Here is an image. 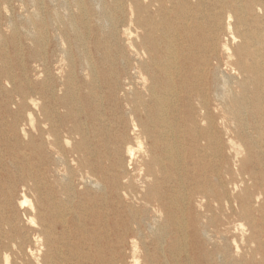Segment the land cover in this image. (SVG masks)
<instances>
[{"label": "bare ground", "instance_id": "obj_1", "mask_svg": "<svg viewBox=\"0 0 264 264\" xmlns=\"http://www.w3.org/2000/svg\"><path fill=\"white\" fill-rule=\"evenodd\" d=\"M35 1L42 3L43 0ZM72 1L81 13L83 28L91 31L88 14L91 9L101 7L102 0ZM258 7L264 10V0H112L110 22L98 18L109 25L112 38L120 40L125 37L124 45L117 43L121 50L116 46L117 52L112 59L111 83L106 80L109 74L105 65L100 64L99 72L89 59L88 51H76L77 43L74 42H69L68 50L60 47L57 50L60 54H54L56 49L50 51L45 46L44 55L38 60L40 76H43L42 86L52 95H55L58 86L55 75L64 74L59 80L63 89L61 99H65L78 86L77 81L88 87L104 79L106 91L112 95V113L115 116L126 114L131 118L130 123L137 132L141 148L143 139L147 138L153 140L154 147L165 157L173 151L179 153L176 163L185 164V173L178 171V174L171 176L153 175L152 182L159 181L165 185V189L152 190L149 195L156 194L155 198L151 195L154 199L148 197L147 192L143 193L140 198L142 204L135 209L127 208V215L122 221L124 235L133 230L142 236L143 231L148 230L149 235L157 240L154 251L169 252L177 264L200 261L214 264L216 256L223 264L230 263L227 254L232 244L237 242L236 233L243 237L247 230L245 225L251 228L258 226V211L264 210V206L255 205L261 196L264 197V175L260 173L264 171V95L257 97H261L263 107L259 105L256 111H248L241 103L243 99L235 94V87L244 89L249 83L264 87V69L260 68V63L264 61V18L255 16ZM226 13L229 14L224 19ZM231 13L236 16V22H232ZM38 18L42 27L49 25L47 16ZM227 32L231 34L233 42H240L237 46L241 51L239 54L230 47L229 39L223 41ZM83 35L85 40L91 37L89 32L87 36L84 32ZM78 37L83 39L80 34ZM39 39L37 33L36 42ZM58 39H61V45L65 44L60 34ZM97 44L96 40L94 45ZM220 50L226 54L225 64ZM228 67L231 74L225 71ZM89 98V93L84 94L86 101ZM214 102H217L215 106ZM181 108L188 110L181 112ZM52 112L60 121L73 119V109L64 111L60 105L57 107L54 104ZM139 113L144 117L143 123L136 119ZM79 117L80 123L73 119L72 125H61L67 139L79 135L74 147L60 146L56 135L52 143L56 145L54 147L61 162L68 152H77L88 165L106 148L110 127L101 126L99 112L95 108H83ZM119 119L118 123L125 122L124 118ZM116 121L114 118L112 123ZM198 121L207 125L201 127ZM227 121L234 125L231 131ZM231 132L236 135L237 132L245 133L253 140L251 146L257 157L254 161L256 166L246 167L250 154H247V160L242 156V145L233 134L231 137ZM221 133L228 134L227 143ZM161 139L165 142L159 146L156 142ZM169 139L176 144L172 146ZM69 142L66 140L67 144ZM181 149H186L191 156H183ZM129 152L131 157L134 156L132 148H129ZM202 152L206 158H217L216 165L209 163L205 166L213 173L204 179L208 185L206 188L204 185L196 186L200 182L195 172L198 161L192 158V154L201 156ZM231 161L234 165L230 164ZM115 165L112 163V169ZM190 165L193 166L188 168ZM151 175L149 170H145V176ZM112 185L119 183L115 180ZM129 185H132L131 181H127L126 186ZM216 185H221L220 189ZM196 197L201 198V202L198 201L204 213L191 212L194 210L193 203L198 199ZM220 212L224 216L222 227H213V218ZM232 216L237 220L231 221ZM205 218L208 223L203 221ZM133 223L137 228L130 226ZM197 234L204 237L200 242L206 249L193 254V236ZM215 236L219 242H215ZM167 238L170 240L167 241ZM15 239H10L13 245H16ZM118 242L122 243L120 240ZM166 242H169L167 247L163 246ZM149 251L148 248L147 253ZM182 252L185 257H178ZM156 257L160 258L158 254ZM84 259L87 260L84 264H94L96 260L94 257ZM135 259L137 263L138 257ZM5 264H10L8 257ZM102 264L125 263L120 255L112 253V258L103 260Z\"/></svg>", "mask_w": 264, "mask_h": 264}, {"label": "rangeland", "instance_id": "obj_2", "mask_svg": "<svg viewBox=\"0 0 264 264\" xmlns=\"http://www.w3.org/2000/svg\"><path fill=\"white\" fill-rule=\"evenodd\" d=\"M111 4L112 0H102L101 7L90 10V31L83 28L81 13L72 0H43L42 3L35 0H0V264H5L7 257L10 264H84L87 261L84 257H94V264H102L103 260L112 258V253L120 255L125 264H177L169 252L154 251L157 240L149 235L148 230L145 229L142 236L133 230L124 235L122 221L127 215V208L135 209L142 204L140 198L143 193L147 192L151 198L152 194L149 193L155 188L159 191L165 189V185L159 181L152 182L155 175L171 176L178 174V171L185 173V164L176 163L179 153L173 151L165 157L154 147L153 140L147 138L143 139L141 148L137 132L130 123L131 118L126 114L115 116L112 113V95L106 91L104 79L88 87L77 81L78 86L65 99L60 98L63 89L59 85L64 74L55 75V84L58 85L55 95L42 86L43 76H40L38 60L43 57L45 46L50 51L56 49L54 54H60L57 50L60 47L68 50L69 42L77 43L76 51L86 49L99 72L100 64H104L109 74L106 80L112 82V59L117 52V43L124 45L125 37L120 40L112 38L109 25L98 19L101 17L110 22ZM228 14H225L224 19H227ZM43 15L49 18V25L45 28L38 18ZM255 16L264 18V10L258 7ZM232 22H236L235 15ZM83 32L86 36L89 32L91 37L85 40ZM37 33L40 38L38 42L35 40ZM59 34L64 45L58 39ZM78 34L83 39L80 40ZM226 39H229L233 51L239 54L241 51L237 46L240 42H233L229 32L224 33L223 41ZM96 40L98 44L94 45ZM219 54L225 64V52L220 50ZM260 68L264 69V61L260 63ZM225 71L231 74L230 67L225 68ZM235 90L248 111H256L259 105L263 107L264 101L262 104L261 97L257 99L264 95L263 86L249 83L244 89L235 87ZM88 93L90 98L86 101L84 94ZM53 103L57 107L60 105L64 111L73 109L72 118L76 123H80L79 116L83 108H95L99 112L101 126L110 127L106 148L91 159L90 164L87 165L77 152H68L62 162L59 160L60 155L56 153V145L52 141L57 137L60 146L70 148L75 146L79 135L67 139L61 125H72L73 119L60 121L52 112ZM183 110L187 111L188 108H181L180 111ZM119 117L124 118L125 122L118 123ZM114 118L116 123H112ZM143 118L140 113L136 117L140 123H143ZM198 123L201 127L207 125ZM228 123L229 130L234 128L233 124ZM232 134L242 145V156L246 159L247 154H250L246 167L256 166L254 161L257 157L251 146L253 140L245 133L237 132L236 135L231 132V137ZM221 136L227 143L228 134L221 133ZM66 140L70 142L67 144ZM169 141L172 146L176 144L171 139ZM164 142L161 139L156 144L161 146ZM129 148L134 150L132 157ZM181 154L191 156L186 149H181ZM196 154H192V158L198 161L195 172L200 182L196 186L204 185L206 188L208 185L204 179L213 173L205 166L209 163L216 165L217 158H206L203 152L201 156ZM112 163L116 164L114 169ZM145 170H149L152 175L145 176ZM260 173L264 175V171ZM115 180L119 185H112ZM127 181H131L132 185L126 186ZM220 186L215 187L220 189ZM152 197L155 198L156 194ZM196 198L191 212L204 213V208L200 207L201 198ZM180 205L183 206L181 200ZM255 205L262 208L264 197L261 196ZM258 215V226L251 228L245 225L247 230L243 237L236 233L237 242L232 244L227 254V258L231 259L228 264H264V210L258 211ZM223 220L224 216L220 212L211 224L221 228ZM230 220L235 221L237 218L232 216ZM203 221L209 222L207 218ZM130 226L137 228L135 223ZM12 237L16 238V245L10 242ZM202 238L199 234L193 236L194 248H190L193 254L206 249L200 242ZM179 239L181 243V236ZM214 240L219 242L216 236ZM168 244L163 243V246L167 247ZM180 256L185 257V253L178 254ZM135 257H138L137 263ZM194 264L209 263L200 261ZM214 264L223 263L216 256Z\"/></svg>", "mask_w": 264, "mask_h": 264}]
</instances>
